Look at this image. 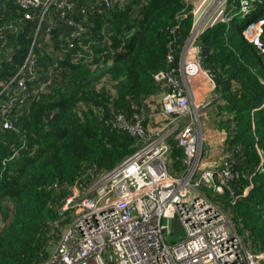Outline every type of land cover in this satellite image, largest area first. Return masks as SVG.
Instances as JSON below:
<instances>
[{"label":"trees","instance_id":"1","mask_svg":"<svg viewBox=\"0 0 264 264\" xmlns=\"http://www.w3.org/2000/svg\"><path fill=\"white\" fill-rule=\"evenodd\" d=\"M123 2L76 16L89 22V33L78 42L83 57L75 58L57 31L54 44L37 45L36 82L26 78V90L5 114L12 128L3 127L0 113V264L46 263L72 222L71 212L62 210L72 186L90 184L89 173L113 169L138 146L117 126V115L132 121L142 114L143 100L161 89L155 74L179 69L194 22L189 12L179 17L185 0ZM8 8L0 27L13 14L21 16L10 0ZM251 22L261 25L264 49V0L246 16L207 28L198 42L201 65L219 96L215 124L225 132L238 174L230 185L239 198L220 204L245 247L264 252V51L244 35ZM18 29H8L10 40L0 41V92L32 45V23ZM93 52L103 58L93 60ZM169 141L172 169L181 171L184 151L176 139ZM6 201L13 205L8 211Z\"/></svg>","mask_w":264,"mask_h":264},{"label":"built area","instance_id":"2","mask_svg":"<svg viewBox=\"0 0 264 264\" xmlns=\"http://www.w3.org/2000/svg\"><path fill=\"white\" fill-rule=\"evenodd\" d=\"M8 1L0 0V14L9 15ZM21 16L5 21L1 39L10 40L15 27H34L33 41L24 64L0 92V113L4 128H12L5 116L26 90V78L36 82L34 48L54 44L55 31L66 40L75 58L83 57L78 42L89 33L86 13H95L104 3L111 7L124 0H10ZM258 0H185L179 17L188 12L194 22L181 51L179 69L159 71L155 79L162 91L161 108L168 126L158 134L149 133L144 118L132 121L117 115V126L138 139L136 150L111 170L91 172L88 185L75 184L62 210H69L72 222L63 231L56 251L45 264H264V252L248 250L228 213L218 199L226 191L230 202L239 198L231 188L238 174L226 150L220 166L202 167L203 133L201 109L191 94L188 80L203 69L198 37L218 22L229 24L246 16ZM260 1V0H259ZM17 30V32L19 31ZM262 28L248 24L245 37L263 49ZM264 51V49H263ZM90 58H103L95 52ZM173 58V57H172ZM171 58V59H172ZM191 83V82H190ZM189 83V85H190ZM176 139L184 151L181 171L171 164V144ZM95 170V169H94ZM177 172V173H176ZM96 181V182H95ZM95 190V194H90ZM247 194L244 190L243 195ZM177 218L185 234L169 241L179 231L171 224Z\"/></svg>","mask_w":264,"mask_h":264},{"label":"crops","instance_id":"3","mask_svg":"<svg viewBox=\"0 0 264 264\" xmlns=\"http://www.w3.org/2000/svg\"><path fill=\"white\" fill-rule=\"evenodd\" d=\"M198 73H200L201 79L198 92L204 93L202 94L201 100V128L203 133L202 167L220 166L225 156L226 146L225 132L218 129L214 123L218 113L214 100L219 96L216 93L215 81L210 74L203 69H200ZM165 85L166 83L160 86L161 89L159 93L146 97L145 100H143L144 108L141 115L144 118V122L146 121L145 124L149 133L153 135L158 134V132L163 131L168 126V122L162 115L161 108L162 91ZM153 111L156 112V114L153 113Z\"/></svg>","mask_w":264,"mask_h":264},{"label":"rangeland","instance_id":"4","mask_svg":"<svg viewBox=\"0 0 264 264\" xmlns=\"http://www.w3.org/2000/svg\"><path fill=\"white\" fill-rule=\"evenodd\" d=\"M200 73H197L196 72V75H194L193 77H192V79L190 78L187 82H188V86H189V88H190V90H191V94H192V96H193V98H194V100H195V102H196V105H200V106H202L201 105V103H202V94H204V93H202V92H198V86L200 85V75H199ZM191 82V83H190ZM189 83H190V85H189ZM197 84V85H196ZM196 87H197V90H196ZM204 92H206V91H204ZM160 112V111H159ZM153 113H155L156 114V112H154L153 111ZM146 122V121H145ZM145 122H144V125H145V127H146V124H145ZM147 122H148V120H147ZM215 123V122H214ZM96 182V181H95ZM91 195L92 194H95V190H93V191H91V193H90ZM212 196H214V195H212ZM215 198L216 199H218L219 201H224V202H226V204L227 203H229L228 201H230V196H229V198H228V193H226L224 196H216L215 195ZM12 202L11 201H6L5 202V208H6V210L8 211V210H10L11 208H12ZM185 234V232H184V230H179L176 234H175V236H169V241H171V240H173V239H179V237L180 236H183ZM59 243V242H58ZM58 243H56L52 248H51V250L53 249V251L51 252V255L56 251V248H57V245H58Z\"/></svg>","mask_w":264,"mask_h":264},{"label":"water","instance_id":"5","mask_svg":"<svg viewBox=\"0 0 264 264\" xmlns=\"http://www.w3.org/2000/svg\"><path fill=\"white\" fill-rule=\"evenodd\" d=\"M171 227H172L173 231H177V230L181 229V224L177 218L173 219Z\"/></svg>","mask_w":264,"mask_h":264}]
</instances>
